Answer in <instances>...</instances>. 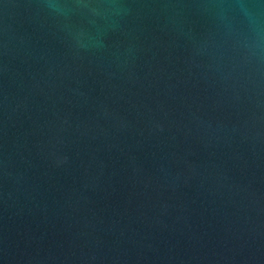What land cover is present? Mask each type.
Instances as JSON below:
<instances>
[{"label":"water","instance_id":"1","mask_svg":"<svg viewBox=\"0 0 264 264\" xmlns=\"http://www.w3.org/2000/svg\"><path fill=\"white\" fill-rule=\"evenodd\" d=\"M0 264H264V0H0Z\"/></svg>","mask_w":264,"mask_h":264}]
</instances>
